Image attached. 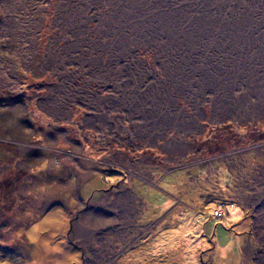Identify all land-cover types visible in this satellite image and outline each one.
Wrapping results in <instances>:
<instances>
[{
	"label": "rangeland",
	"instance_id": "rangeland-1",
	"mask_svg": "<svg viewBox=\"0 0 264 264\" xmlns=\"http://www.w3.org/2000/svg\"><path fill=\"white\" fill-rule=\"evenodd\" d=\"M0 97V264H264V0H0Z\"/></svg>",
	"mask_w": 264,
	"mask_h": 264
},
{
	"label": "crops",
	"instance_id": "crops-1",
	"mask_svg": "<svg viewBox=\"0 0 264 264\" xmlns=\"http://www.w3.org/2000/svg\"><path fill=\"white\" fill-rule=\"evenodd\" d=\"M81 119V118H80ZM223 122V121H222ZM0 123H1V120H0ZM87 123H89V121L87 122ZM86 124V123H85ZM195 124V123H194ZM91 126V124H89V127ZM163 130H165V128L163 129ZM26 132H28L27 131V129H26ZM164 132V131H163ZM7 136H10V133H5ZM162 138L163 139H160V141H162V140H164V137L162 136ZM131 139V138H130ZM130 139H128L127 140V138H126V141H129L130 142V144H132L131 142L133 141H131ZM188 139H186V141H187ZM139 142V140L137 141V142H133V143H138ZM22 144H24L25 146L26 145H28V144H25V143H23V142H20V141H16V140H14L13 138L12 139H7V138H3V137H1L0 136V153H2V154H4V155H7V156H9V159H13L14 157H15V154L16 153H18V151H20V150H18V149H15L14 147H17L16 145H22ZM29 146V145H28ZM17 148H20V147H17ZM189 148V147H188ZM0 157H1V159H0V168L2 167V166H4V165H6V163H8L7 162V160H3V158L2 157H4V156H1V154H0ZM21 157V156H20ZM20 157H17V159H19ZM4 186H6V184L4 185ZM2 191H0V193H1ZM43 201V200H42ZM45 204V203H44ZM44 204H43V208L45 209V206H44ZM51 205H53V204H51ZM51 205H49V206H51ZM48 206V207H49ZM43 209V211L42 212H46V210H47V208L44 210ZM245 209H246V211H247V216H249L250 218H251V223H250V229H251V231H252V233H253V226H254V222H255V220H256V216L254 215V213H252L251 212V214L248 212L250 209L247 207H245ZM246 216V217H247ZM249 219V218H248ZM4 220V219H3ZM2 219H1V221H0V230H2V229H4L5 227H8V226H10V225H12L13 226V231H15V230H19V228H22V224L21 223H19V222H17L16 220H14V221H11L12 223L9 225V224H6V223H4V224H6V225H4L3 226V224H2V222H4ZM9 220V219H8ZM250 220V219H249ZM17 227H18V229H17ZM253 235V234H252ZM255 236L253 235V238H254ZM254 240L257 242V240H256V237L254 238ZM4 244V242L2 241V240H0V248H1V246ZM5 245V244H4ZM0 258L2 259V260H4V259H6V257H4V256H2V255H0Z\"/></svg>",
	"mask_w": 264,
	"mask_h": 264
},
{
	"label": "trees",
	"instance_id": "trees-1",
	"mask_svg": "<svg viewBox=\"0 0 264 264\" xmlns=\"http://www.w3.org/2000/svg\"><path fill=\"white\" fill-rule=\"evenodd\" d=\"M1 98V97H0ZM16 100V99H15ZM14 100V101H15ZM2 102V100L0 99V103ZM197 137V136H196ZM192 138V144L195 146L194 148H197L198 147V149H195V150H198V155L200 156V157H205V159H207L208 157H214V152H213V147H212V145H209L208 143H205L204 145H202V147H201V145H198V144H196L193 140H194V138L195 137H191ZM203 154L204 155H206V156H203ZM188 158V157H187ZM7 183H9V181L7 180ZM7 185V184H6ZM219 209H221V210H215L214 209V212H216V211H218L222 216H223V213H221V211H224L225 209H226V207L225 208H219ZM224 209V210H223ZM214 212H213V214H212V217H213V215L214 216H216L215 214H214ZM6 247H10V249H7ZM5 248L3 247V251H12L13 253L15 252V253H18L17 252V247H15L14 245H12V246H6ZM2 248V247H1ZM11 249H13V250H11ZM0 251H1V249H0ZM3 251H1L0 253H1V255H2V252ZM2 256H4V255H2ZM5 257V256H4Z\"/></svg>",
	"mask_w": 264,
	"mask_h": 264
},
{
	"label": "flooded vegetation",
	"instance_id": "flooded-vegetation-1",
	"mask_svg": "<svg viewBox=\"0 0 264 264\" xmlns=\"http://www.w3.org/2000/svg\"><path fill=\"white\" fill-rule=\"evenodd\" d=\"M186 144H187V147H189L188 149L194 150L195 146L192 144V138L191 137L188 138V140L186 141ZM195 149H198V147Z\"/></svg>",
	"mask_w": 264,
	"mask_h": 264
},
{
	"label": "built area",
	"instance_id": "built-area-1",
	"mask_svg": "<svg viewBox=\"0 0 264 264\" xmlns=\"http://www.w3.org/2000/svg\"><path fill=\"white\" fill-rule=\"evenodd\" d=\"M215 215H221L218 211L215 212Z\"/></svg>",
	"mask_w": 264,
	"mask_h": 264
}]
</instances>
